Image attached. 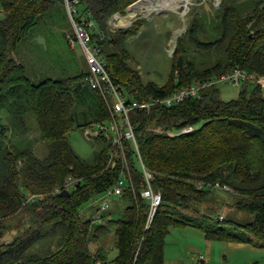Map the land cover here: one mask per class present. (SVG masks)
I'll return each instance as SVG.
<instances>
[{"label": "trees", "instance_id": "trees-1", "mask_svg": "<svg viewBox=\"0 0 264 264\" xmlns=\"http://www.w3.org/2000/svg\"><path fill=\"white\" fill-rule=\"evenodd\" d=\"M74 1L73 19L88 29L114 84L130 101L145 103L196 85L209 87L173 107L132 113L142 160L153 174L154 190L162 195L147 228L150 206L140 195L144 179L131 145H126L128 170L119 159H111L116 149L103 134L93 138L103 143L93 163L70 144L73 131L111 120L106 101L87 81L89 69L73 78L35 84L16 55L17 45L44 15L53 13L58 22L72 25L66 0H0L5 15L0 20V264H165L168 235L173 228L186 227L199 229L209 241L264 248V89L247 81L239 85L237 99L224 101L217 88L223 75L237 69L264 77V1L243 15L222 0L221 36L214 42L201 41V23L194 17L175 51L184 63L179 67L175 60L169 82L161 87L145 84L129 64L126 40L139 32L144 21L115 32L109 25L111 18L124 15L139 0ZM90 21L93 26L88 28ZM185 42L209 61L189 60L193 53ZM9 97L16 99L17 113L29 107L34 114L49 151L45 157L21 139L23 129L14 137L13 123L8 125L9 116L2 112ZM189 127L192 132L178 134ZM123 173L130 175L133 187L127 179L115 210L101 216L106 223L83 219L84 205L109 191ZM69 177L81 182L63 196ZM226 186L238 195L236 207L251 216V222H224L218 214L201 212V205L218 203L217 192ZM126 200L129 206H119ZM22 215L27 220L17 235L3 240L9 230L6 224L24 221ZM110 233L117 250L113 260L102 245Z\"/></svg>", "mask_w": 264, "mask_h": 264}, {"label": "rangeland", "instance_id": "rangeland-1", "mask_svg": "<svg viewBox=\"0 0 264 264\" xmlns=\"http://www.w3.org/2000/svg\"><path fill=\"white\" fill-rule=\"evenodd\" d=\"M260 1L264 0H227V4L237 8L243 15H247ZM221 2L222 0H189L188 4H184L181 0H150L131 11L128 10L129 6L124 15H115L117 17L115 19L113 17L109 25L111 31L115 32L120 29H128L137 21H144L145 24L139 32L126 40V47L131 56L129 64L139 72L145 84L154 83L161 87L166 85L172 76L174 62L179 58V56H175L179 38L183 35L184 38L187 37V31L194 17L197 16L201 23V41L214 42L221 36V29H219ZM133 12L135 15L131 16ZM4 18L0 2V20ZM74 39L75 33L72 25L58 22L53 13L44 15L38 26L16 48V55L24 65L27 77L35 84H39L48 79L73 78L86 72L88 69L86 56L81 46L78 43L74 44ZM185 47L193 53L189 60L198 63L209 61V56L198 52L188 42ZM212 64L214 62L205 65ZM217 88L222 100L231 101L238 98L242 86L220 82ZM251 90L252 88H250ZM6 101L2 112L9 116L8 125L13 123L14 137H19L18 131L23 129L26 133L21 136V139L29 141L39 157H45L49 151L40 139L37 121L30 108H26V112L22 114L17 113L13 109V105H17L16 99L9 97ZM91 129L80 128L73 131L69 134V141L81 158L93 163L97 153L102 149L103 143L90 137ZM117 155L116 153V156L111 159L115 160ZM125 167L129 170V161ZM104 198L105 194L99 195L85 204L81 210V217L104 225L107 220L99 221L97 217L100 218L115 210L119 197H112L108 203V209L102 211L101 206ZM216 200L218 203L211 201L201 205V212L210 215L218 214L224 222L232 220L246 224L252 221L251 216L237 209L238 195L234 194L228 186L217 192ZM129 205V200L119 201V206L122 208ZM22 218L24 221L15 219L6 224L9 226V230L3 240H13L19 232L22 222L27 220L25 215H22ZM183 229L175 228L168 235L165 261L168 263L172 261L175 264H198L197 259L199 255L205 254L207 242L196 235L183 232ZM195 231L203 233L199 229ZM113 239L114 235L110 233L102 244L108 249L109 260H113L117 256ZM213 245V258L210 264H264V250L237 243L213 242Z\"/></svg>", "mask_w": 264, "mask_h": 264}, {"label": "built area", "instance_id": "built-area-1", "mask_svg": "<svg viewBox=\"0 0 264 264\" xmlns=\"http://www.w3.org/2000/svg\"><path fill=\"white\" fill-rule=\"evenodd\" d=\"M77 1L66 0V6L68 10L69 17L72 22V27L75 33V43H78L85 56L86 62L89 69V77L87 79L90 87L101 93L102 97L107 103L108 110L111 115V120L107 125L99 124L96 125L90 131V137L97 138L103 134L107 139H109L116 149L115 152L111 153V158L118 154L116 159L121 161V164L128 165V154L126 151V145H131V148L135 151L137 156L138 165L141 169L144 179V188L140 195L143 199L148 201L150 210L147 221V228H149L156 216L159 207L162 204V195L160 192H156L153 188V174L146 168L137 142L136 132L131 120V114L137 110H147L150 111L156 106H166L173 107L183 103L189 97L197 96L203 89L208 88L207 84L196 85L191 88H185L179 92L173 94L166 99H151L148 102L140 103L137 100L130 101L124 95L123 90H121L117 85L114 84L110 74L106 68V62L101 58L100 48L92 44V39L87 28L82 25H78L73 19L72 14L76 13V8L74 4ZM93 23L90 21L88 23V28H91ZM222 82L232 84L234 86H239L247 81L256 82L261 85L264 89V77H254L248 76L244 71L237 69L232 73L223 75L220 79ZM193 128H185L181 130L178 134H187L192 132ZM128 169V168H127ZM127 179L131 182V177L125 176L123 173L122 177L118 182L105 193L104 202L102 203V211H106L109 207L108 203L112 197H120L123 195L125 189L127 188ZM81 181L77 178L69 177L64 183V192H71L75 189ZM131 187L133 184L131 182ZM60 193L62 191L57 190ZM39 198H42L40 196ZM99 221L102 218L97 217Z\"/></svg>", "mask_w": 264, "mask_h": 264}, {"label": "crops", "instance_id": "crops-1", "mask_svg": "<svg viewBox=\"0 0 264 264\" xmlns=\"http://www.w3.org/2000/svg\"><path fill=\"white\" fill-rule=\"evenodd\" d=\"M150 1V0H149ZM149 1H147V3L149 2ZM145 3H142L141 5H139L140 7L142 6V5H144ZM143 10V9H142ZM141 10V11H142ZM135 15V13L133 12V13H131V16H134ZM117 16H114V19L116 18ZM112 19V18H111ZM110 23V22H109ZM173 229H175V228H173ZM172 229V230H173ZM171 230V233L173 232ZM184 231L183 232H187V233H189V234H192V235H196L197 237H199V238H202L203 240H205V242H207V245H206V251H205V254L204 255H199V258L197 259V262H198V264H210L211 263V261H212V258H213V249H214V245H213V241H209V240H207L206 238H205V235L203 234V233H199V232H197V231H195V230H197V229H195V228H192V227H186V228H184L183 229ZM170 233V234H171ZM186 233V234H187ZM169 234V235H170ZM226 243V242H225ZM238 244V243H237ZM239 245H242V244H239ZM243 245H245V246H252V245H249V244H243ZM193 247V246H192ZM191 247V249H193ZM254 249H260V250H264V248H257V247H254V246H252ZM240 248H242V247H240ZM172 261H170L169 263H168V261H165V264H175V263H171Z\"/></svg>", "mask_w": 264, "mask_h": 264}, {"label": "water", "instance_id": "water-1", "mask_svg": "<svg viewBox=\"0 0 264 264\" xmlns=\"http://www.w3.org/2000/svg\"><path fill=\"white\" fill-rule=\"evenodd\" d=\"M147 1H148V0H139L138 2L134 3L133 5H131V6L129 7L128 10L131 11V10H133L134 8H136V7H138L139 5H141L142 3H147ZM183 36H184V35H183ZM182 65H183V57L180 56V57L178 58V66L181 67ZM62 195H63V196H69L70 193L67 192V191H65V192L62 193Z\"/></svg>", "mask_w": 264, "mask_h": 264}, {"label": "bare ground", "instance_id": "bare-ground-1", "mask_svg": "<svg viewBox=\"0 0 264 264\" xmlns=\"http://www.w3.org/2000/svg\"><path fill=\"white\" fill-rule=\"evenodd\" d=\"M149 1V0H148ZM184 4H188L189 0H181Z\"/></svg>", "mask_w": 264, "mask_h": 264}]
</instances>
